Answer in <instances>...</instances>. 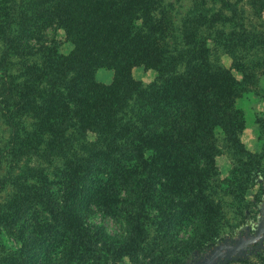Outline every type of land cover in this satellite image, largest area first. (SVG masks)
Masks as SVG:
<instances>
[{
	"label": "trees",
	"instance_id": "1",
	"mask_svg": "<svg viewBox=\"0 0 264 264\" xmlns=\"http://www.w3.org/2000/svg\"><path fill=\"white\" fill-rule=\"evenodd\" d=\"M205 1L191 0V9L175 23L174 9L167 0H0V4L7 3L0 8V37L4 41L0 66H5L10 53L16 57L28 55L30 42L49 28L70 34L73 45L68 54L57 51V41L37 49L33 54L39 58L28 70L30 73L25 69L16 76L7 74L6 68L3 71L7 79L0 84V112L9 137L7 151L0 157H11L14 163L23 158H51L50 164L63 167L60 172L59 167L54 169L52 179L39 166L20 168V174L12 177L18 164L10 167L8 177H0V191L9 184L13 196L7 203L10 209H4L6 214L0 211V228L21 231L25 218L33 215L42 221V239L61 245L59 261L68 258L74 245L77 258L104 263H116L123 257L134 260L149 249L147 221L154 206L166 195L173 198L186 189L188 201L200 206V222L188 239L178 241L176 246L190 251L198 248V231L206 233L207 225L214 223L220 212L209 198L211 193L199 190L201 183L206 184L214 155L208 148L194 145L198 132L191 130L192 106L196 93L203 101L213 95L203 94V79L218 78L227 71L209 59L208 41L219 44L216 35L219 38L222 31L213 26L223 20L242 31L238 38H229V46L264 43V36L244 30L240 0H209L232 14L227 17L215 12V19L203 8ZM138 63L155 69L152 83L130 92L117 88L106 107L101 105L105 96L99 93L97 102L101 106L91 105L93 92H88L87 85L95 84L97 70L113 72V83L106 85L110 90L116 82L131 79L128 68ZM43 78L48 85L42 84ZM76 78L73 95L80 96L77 102L73 100L70 112L55 119L57 135L47 141L43 125L38 126L43 118L40 105H59L73 93L70 84ZM24 117L32 122L25 125ZM27 127L31 130L27 131ZM91 137L95 147L102 146L107 159L101 161L92 146L82 148L91 153L89 157L75 152L70 157L65 155L76 143L92 142ZM49 143L53 147L48 148ZM58 147L65 151L56 153ZM176 148L183 154L182 162L171 153ZM59 157L64 158V163ZM182 163L185 169L188 167L186 172L176 166ZM80 167L90 176L93 191L79 196L81 201L75 208L82 210L84 204H89L118 216L123 224L121 234L107 233L102 224L73 225L72 180ZM186 173L193 175L192 180H187L188 175L185 178ZM237 187L243 202L247 187L242 183ZM13 207H18L17 213L9 216L15 212Z\"/></svg>",
	"mask_w": 264,
	"mask_h": 264
},
{
	"label": "rangeland",
	"instance_id": "2",
	"mask_svg": "<svg viewBox=\"0 0 264 264\" xmlns=\"http://www.w3.org/2000/svg\"><path fill=\"white\" fill-rule=\"evenodd\" d=\"M167 2L174 9L175 23H179L187 10L192 7L191 0H167ZM203 4V8L209 11L208 15L210 14L213 19L216 17L214 13L219 11L227 17L232 15L231 12L221 9L219 4H213L209 0ZM5 5L7 3H1L0 8H5ZM198 6L195 8L200 9L201 4ZM239 7L243 11L244 30L264 36V0H240ZM214 25L213 27L222 33L219 38L216 35L219 44L208 41L209 59L223 66L227 71L218 78L207 76L203 79V94L213 95L205 97L203 101L199 94H195L191 130L198 132L194 145L208 148L214 155L213 166L208 171L206 184L201 183L202 186L200 183L195 184L200 185L199 190L204 189L205 194L211 193L209 198L211 196V200L214 201L213 206H217L220 214L213 219L216 220L214 223L207 225L206 233H200L197 228L200 234L198 248L190 251L176 246L178 241L188 239L199 224L198 218L201 216L200 206L193 200L188 201L187 190L183 189L178 196L172 198L166 195L154 206L150 214L151 219L147 221L149 249L140 253L135 261L130 257H123L116 263L77 258L73 254L75 245L72 252H69L68 258L64 262L59 261L61 245L58 242L52 245L43 240L42 221L29 215L23 221L21 231L6 232L0 228V264H264V43L251 44V47L229 46V42H232L229 38H238L242 31L233 29L223 20ZM221 40H224L222 41L224 46ZM52 41L59 42L60 47L57 51L60 54H68L73 48L70 34L58 28L46 29L30 42L32 49L28 55L16 57L12 53L9 54L5 66H0V84L7 79L3 75L5 68L10 75H22L25 69L30 73L28 70L36 65L35 60L39 58L33 53L39 48L49 47ZM3 47L4 41L0 37V62ZM128 73L131 79L127 82L126 80L116 82L114 89L108 90L107 86L114 80L113 72L109 69L97 70L94 75L95 84L99 82L103 85L97 86L94 82L87 85L88 92H93L90 94V98L93 99L91 105H99L97 102L99 93L104 94L105 99L101 105L106 107L108 102L114 99L117 88L121 87L130 92L137 87H146L156 77L155 69L139 63L130 65ZM21 77L18 81H21ZM75 82H78V78L70 84L71 89L74 87L73 93L67 99L61 100L60 104L55 103L59 105L48 102L45 104L42 102L40 105L43 118L38 126L43 125L47 141L57 135L55 119L64 117L70 112L75 105L72 103L73 100L77 102L80 96L79 93L73 95L77 86V83L73 85ZM42 84L46 86L49 82L43 78ZM127 115H130L129 111ZM1 118L0 112V155L7 151L5 148L9 137V130ZM23 122L29 125L32 120L24 117ZM224 125L227 128H224ZM27 129L30 131L31 127ZM90 140L92 142L76 143L75 147L65 155L70 157L75 152L80 153L81 157L82 153L85 157H89L91 153H86L82 148L92 146L91 149L99 154L101 161L107 159L102 146L95 147L92 144L93 137ZM51 147H53L52 143H49L48 148ZM62 149L65 151L63 147H58L55 152ZM171 153L175 155L177 161H183L181 150L176 148ZM50 159L42 161L23 158L18 163H14L11 157H0V177L7 178L9 168L18 164L13 170L12 177L20 174V168L39 166L52 179L56 173L54 169L59 167L60 172L63 165L50 164ZM59 160L64 163V158L59 157ZM176 166L182 171L188 170L183 163ZM240 168L241 171H238ZM187 175L190 177L187 180H192L193 175L186 173L185 178ZM89 177L82 167L73 173L71 192L74 193L71 209L74 212L73 225L82 222L87 225L102 224L107 233L121 234L123 224L118 216L105 214L89 204H84L82 210L75 208L81 201L79 196H88L93 191ZM227 179L229 183L225 184L224 181ZM240 183L247 187L243 202L238 198L241 189L237 186ZM11 193L12 188L9 184L0 191L2 214H6L4 209H10L7 203L13 198ZM13 208L15 212H11L9 216L17 213L18 207Z\"/></svg>",
	"mask_w": 264,
	"mask_h": 264
}]
</instances>
